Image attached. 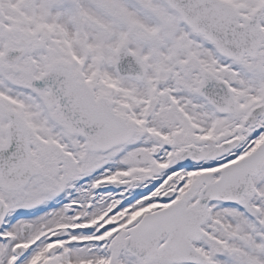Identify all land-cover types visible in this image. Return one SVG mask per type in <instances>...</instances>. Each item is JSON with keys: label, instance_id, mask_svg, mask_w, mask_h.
Instances as JSON below:
<instances>
[{"label": "flooded vegetation", "instance_id": "1", "mask_svg": "<svg viewBox=\"0 0 264 264\" xmlns=\"http://www.w3.org/2000/svg\"><path fill=\"white\" fill-rule=\"evenodd\" d=\"M34 4V0H0V264H142L125 251L128 228L116 225L130 211L131 196L142 198V188L118 190L112 153H89L74 123L75 111L64 102L66 95L60 110L50 107L46 103L50 91L35 82L55 62H64L71 65L75 82L86 84L95 99L105 98L114 107L113 87L106 84L102 89L107 88L108 94H99L97 83L84 79L85 70L77 64L76 53L68 51L65 39L52 36L49 23L36 26ZM204 50L216 70L203 73L228 84L234 100L224 85L208 90L205 99L197 93L203 147L210 150L235 142L231 155L205 165L218 173L260 146L253 142L264 133V88L254 83L262 75L259 68L264 69V52L254 60L245 58L226 80V60L208 42ZM52 56L59 57L51 60ZM164 81L160 86L169 78ZM234 108L233 115H220ZM254 110L257 117H250ZM230 120L235 121L231 128ZM228 130L232 137H227ZM100 158L106 161L103 165ZM263 175L264 169L253 178L256 188L264 187Z\"/></svg>", "mask_w": 264, "mask_h": 264}, {"label": "rangeland", "instance_id": "2", "mask_svg": "<svg viewBox=\"0 0 264 264\" xmlns=\"http://www.w3.org/2000/svg\"><path fill=\"white\" fill-rule=\"evenodd\" d=\"M218 1L235 10L244 25L254 10L264 6V0ZM66 2L34 0L36 26L49 23L52 36L65 39L68 51L76 53L77 64L85 70L84 79L97 83L99 94H108L107 88L102 89L106 84L113 87L110 95L118 113L138 129L137 137L129 145L112 154L115 180L142 175L158 180L157 185L142 188V200L141 194L131 196L127 216L135 218L167 208L172 203L165 204L163 196L170 190L177 193L175 201H188V206L195 204L200 187L217 178V168L180 165L175 156L182 147L198 142L203 135L197 90L203 71L216 70L213 60L205 59L203 41L185 29L159 0ZM260 25L264 31V14ZM121 47L139 59L146 73L144 81L117 76L116 55ZM54 50L58 51V45H54ZM54 57L59 56H52L51 60ZM236 68L235 64L227 63L226 80L232 79ZM259 69L262 75L254 84L264 88V69ZM166 77L167 85L157 84V78L164 81ZM234 123L230 120L227 125L232 124L231 128ZM228 134L227 137L233 136L229 130ZM263 138L264 133L253 144H261ZM160 145L164 151L153 159L151 151ZM104 162L100 158L99 164ZM150 191L153 192L149 194ZM126 222L127 217L121 224ZM204 231L205 239L197 247L205 264H264V187H259L258 195L238 208L212 206Z\"/></svg>", "mask_w": 264, "mask_h": 264}, {"label": "water", "instance_id": "3", "mask_svg": "<svg viewBox=\"0 0 264 264\" xmlns=\"http://www.w3.org/2000/svg\"><path fill=\"white\" fill-rule=\"evenodd\" d=\"M178 13L182 22L195 33L205 36L216 45L218 51L230 59L240 61L244 55L255 57L264 43V34L260 30L259 18L263 12L256 11L248 25L238 23V15L228 7L214 0H162ZM264 47V46H263ZM117 72L122 78L143 80L144 72L138 60L128 50L118 51ZM73 77L69 66L56 63L49 75L37 81L51 91L47 102L52 106L61 104L63 95L67 108L76 111V122L80 133L85 137L90 152L106 153L114 148L126 145L134 136V128L117 116L108 101H96L85 85L73 89ZM206 79V77H205ZM204 94V89L201 90ZM225 147L210 152H197L188 148L181 153L180 161H216L230 152ZM155 150V154L159 153ZM222 151V152H221ZM264 166V145L259 151L242 164L230 166L221 173L219 182L204 188L199 195V205L205 211L211 203L239 204L243 196H250L254 189L252 176L258 175ZM150 179L134 180L135 186L145 184ZM170 193L165 197L171 201ZM136 220L131 227L139 224ZM206 222L203 212L194 213L180 202L168 209L144 218L131 234L130 250L137 258L156 260L161 264H199L200 260L192 246L203 237L202 227ZM161 246V247H160ZM160 247V248H159Z\"/></svg>", "mask_w": 264, "mask_h": 264}]
</instances>
